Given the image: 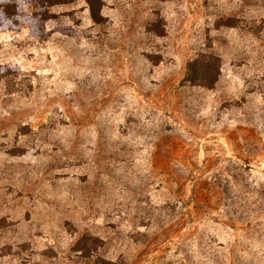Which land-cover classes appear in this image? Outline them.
<instances>
[{"label":"rangeland","instance_id":"obj_1","mask_svg":"<svg viewBox=\"0 0 264 264\" xmlns=\"http://www.w3.org/2000/svg\"><path fill=\"white\" fill-rule=\"evenodd\" d=\"M49 12L0 29V264H264V0Z\"/></svg>","mask_w":264,"mask_h":264},{"label":"trees","instance_id":"obj_2","mask_svg":"<svg viewBox=\"0 0 264 264\" xmlns=\"http://www.w3.org/2000/svg\"><path fill=\"white\" fill-rule=\"evenodd\" d=\"M68 0H0V29L19 28L27 24L31 29L43 31L52 17L49 7ZM90 7L91 17L96 19L99 0H85ZM216 67L203 58H196L186 65L185 79L190 82L215 79Z\"/></svg>","mask_w":264,"mask_h":264}]
</instances>
